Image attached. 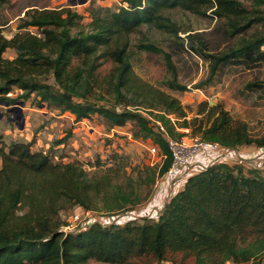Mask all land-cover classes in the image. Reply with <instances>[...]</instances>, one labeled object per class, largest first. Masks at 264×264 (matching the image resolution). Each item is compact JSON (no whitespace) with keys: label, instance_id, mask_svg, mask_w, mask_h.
Listing matches in <instances>:
<instances>
[{"label":"trees","instance_id":"16d2710c","mask_svg":"<svg viewBox=\"0 0 264 264\" xmlns=\"http://www.w3.org/2000/svg\"><path fill=\"white\" fill-rule=\"evenodd\" d=\"M12 1L0 0V10ZM253 1L257 8L264 4ZM120 2L115 11L91 8L87 25L71 8L35 9L26 13L19 30L35 28L38 33L18 32L11 39L4 36L0 21V105L32 98L40 108L71 113L76 122L98 115L109 129L133 124V137L151 140L165 156L158 169H143L153 185L173 160L156 122L172 138L182 136L176 128L192 129V123L179 99L135 74L131 36L143 26L171 34L175 43L209 62L204 82L209 84L222 65L264 68V17L239 0ZM176 9L218 18L228 38H237L235 43L213 51L196 34L180 37L177 25L165 16ZM254 25H261V30L255 31ZM137 48L163 56L170 90H187L178 82L171 53L152 42H141ZM8 49L15 58L4 57ZM13 90L21 94L9 97ZM209 113L212 122L205 129H192L194 135L230 149L264 147V137L253 138L246 123L233 120L220 106L209 108ZM71 136L68 131L46 152L33 151L32 142L6 143L0 136V264H264V177L240 165L219 163L190 176L158 218L63 231L66 224L60 213L68 208L102 209L111 215L138 203L133 183L128 188L120 182L128 166L122 155L109 159L95 176L77 160L56 162V150Z\"/></svg>","mask_w":264,"mask_h":264},{"label":"rangeland","instance_id":"374dc122","mask_svg":"<svg viewBox=\"0 0 264 264\" xmlns=\"http://www.w3.org/2000/svg\"><path fill=\"white\" fill-rule=\"evenodd\" d=\"M239 1L250 11L258 9L261 12L258 15L264 17V4L257 8V4L253 0ZM79 2L80 0H13L10 5L0 10V21L1 24H4L3 34L6 38L11 39L18 32L38 33L35 28L19 30L22 21L27 17L26 13L35 9L61 10L71 8L83 16L82 22L87 25L91 22V8L103 7L115 11L121 7L120 0H89L81 5ZM165 16L177 25L180 37L186 39L188 34H196L213 51L228 48L237 39L228 38L223 22L218 18L202 17L180 9L167 11ZM261 28V25H254L255 31L261 30ZM175 41L171 34L151 26H143L139 33L132 35L129 51L135 74L148 84L179 99L186 110L187 119L192 123V129L200 126L203 129L207 128L213 120L210 118L209 108L220 106L229 112L233 120L246 123L253 138L264 137L263 66L249 63L222 65L213 81L204 84L209 76V62L191 52L186 46L181 47ZM141 42L155 43L165 52L171 53L177 70L178 82L187 87L186 91H173L165 85L169 73L163 56L140 51L137 46ZM15 56V52L11 49H8L4 54L7 59H13ZM50 82L53 83V80L51 79ZM11 93L12 98H16L21 94V91L13 90ZM19 103L15 106L0 105V136H3L6 143L11 141L32 142L33 151L46 152L55 141L62 139L68 131H71V138L64 145L59 146V149L56 150L57 154L60 152V155L67 160H77L82 163L90 176H95L103 171L104 168L102 167H107L106 164L109 159L114 161L117 156L122 155L127 159L128 166L127 173L121 176L120 182L123 185L127 184L128 188L133 183L138 199V203L125 210L141 213L148 207L151 208L150 203L154 200L153 197L158 186L156 183L153 185L148 183L147 172L143 169L145 167L158 169L161 166L162 154L159 153L155 157L151 156L147 148L153 144L152 141L136 140L133 137V124L128 123L124 128H114L115 131L112 132L113 129H109L98 115L91 119L76 122L71 120V118H75L71 113L61 114L47 108H40L33 103L32 98L23 102V106H19ZM203 103H207L208 107H205L206 110L201 113V110L205 109L200 107ZM18 107L22 109H18ZM12 110H15V120H10V117L14 116V114L9 113ZM19 111L25 117L23 129H20L18 125L22 122V119H18L21 116ZM180 129L178 133H181ZM6 131L9 134H6ZM112 134L114 135L111 137ZM197 136L201 137V134L199 133ZM217 156L220 157L222 154L216 152L209 159ZM239 159L244 158L240 156ZM139 171L141 178L137 179ZM155 207L153 211L157 210ZM75 210L76 207H71L60 213L61 219L66 225L69 224L70 228H74ZM100 211H94V213L105 212L102 209ZM86 217V215L81 217L84 223ZM89 264L107 263L90 261Z\"/></svg>","mask_w":264,"mask_h":264},{"label":"built area","instance_id":"2783aa9c","mask_svg":"<svg viewBox=\"0 0 264 264\" xmlns=\"http://www.w3.org/2000/svg\"><path fill=\"white\" fill-rule=\"evenodd\" d=\"M9 97H12V93L8 94ZM171 121L174 123L175 118L174 116H168ZM149 119L152 120L151 117L148 116ZM156 128L159 132L163 133L167 143L169 150L172 155V164L168 171L156 181V186H159V183L164 180L179 182L181 177L185 176L186 174L190 173V170L193 168H197L198 171H203L207 168H209L211 165V160L207 156L209 151H216V152H226V153H235V149H230L222 146L219 143L215 142H209L201 139V137L194 135L191 128H181L180 132L182 134L179 138H172L170 137L165 128L162 126L160 122H156ZM177 131H179V128H176ZM115 129L113 128L112 132H114ZM114 134L111 135V137ZM64 148V146H62ZM59 149V147H58ZM148 152L151 154V156L155 157L158 156L160 153L159 148L151 144L147 148ZM61 153L55 155L54 159L56 162H68L65 157H61ZM261 154L264 155V147L261 149ZM161 165L165 159V156L161 155ZM202 157H208L206 158L207 166L198 167L197 162ZM173 197V196H172ZM171 197V198H172ZM170 198V199H171ZM169 199V200H170ZM167 203V202H166ZM165 203V204H166ZM164 207V206H163ZM162 207V208H163ZM161 208V210H162ZM161 210L158 213H152L150 211H141L135 212V211H126L121 212L118 214H105V213H94L91 211H86L80 206L76 207L75 214L73 216V222H74V228H70L69 224L62 227L63 231L65 232H77V231H85L93 224H100L102 226L106 225H112V224H118L122 225L129 221H136L140 220L142 218H158ZM93 214V215H92ZM82 215H86V222L84 223V220H81ZM93 216V217H92ZM66 228H69L68 230Z\"/></svg>","mask_w":264,"mask_h":264},{"label":"crops","instance_id":"0c3cea01","mask_svg":"<svg viewBox=\"0 0 264 264\" xmlns=\"http://www.w3.org/2000/svg\"><path fill=\"white\" fill-rule=\"evenodd\" d=\"M72 115V114H71ZM71 120H75L71 118ZM6 134H9L8 131H6ZM262 148H257L255 146H242L237 149H235V153H224L219 151V154L222 156L215 157L211 159V166L219 164V163H226L229 165H240L243 167L244 171L247 172L249 170H256L258 171L263 177H264V155L261 154ZM216 153V151H209L207 156L210 157L212 154ZM242 156V160L239 159L240 156ZM208 157H202L198 160L197 166L203 167L207 166L206 158ZM214 160H217L216 162H213ZM200 171L197 170V168H193L190 170L189 174H186L185 176L181 177L179 182L164 180L159 183V186L157 187V191L154 194L153 202L150 203V207L145 209V211H150L152 213H159L161 208L165 205L166 202H168V199L172 196L176 195L185 185L186 181L190 176H193ZM179 188V189H178ZM159 205H157L158 203ZM157 207V210L153 211L154 207ZM155 207V208H156Z\"/></svg>","mask_w":264,"mask_h":264},{"label":"water","instance_id":"95a60500","mask_svg":"<svg viewBox=\"0 0 264 264\" xmlns=\"http://www.w3.org/2000/svg\"><path fill=\"white\" fill-rule=\"evenodd\" d=\"M89 0H80V2H79V4L81 5V4H85L86 2H88ZM74 5H76V4H74ZM15 106V105H14ZM19 106H23V102H20L19 103ZM18 109H22L21 107H18ZM9 113H12V114H14V116H12V117H10V120H15L14 118H15V110H12V111H10ZM19 113H20V117L18 118L19 120L20 119H22V122L21 123H18V125H19V128L20 129H23L24 128V126H25V117H24V115H23V113L21 112V111H19Z\"/></svg>","mask_w":264,"mask_h":264}]
</instances>
